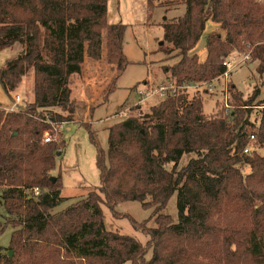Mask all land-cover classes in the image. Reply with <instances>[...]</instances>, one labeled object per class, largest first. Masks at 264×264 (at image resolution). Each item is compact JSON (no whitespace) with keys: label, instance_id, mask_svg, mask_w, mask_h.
I'll return each instance as SVG.
<instances>
[{"label":"trees","instance_id":"trees-1","mask_svg":"<svg viewBox=\"0 0 264 264\" xmlns=\"http://www.w3.org/2000/svg\"><path fill=\"white\" fill-rule=\"evenodd\" d=\"M147 1L152 10L159 0ZM184 3V15L162 25L163 40L171 47L161 44L160 50L179 58L164 67L168 79L178 86L211 82L225 73L224 60L239 52L250 56L264 80V0ZM85 12V0H0V51L22 46L0 70V84L9 95L35 69L44 77L39 98L45 95L50 101L39 106L44 116L36 106L8 112L0 104L1 206L11 219L5 227L14 229L7 252L0 248V264H264V157L256 150L244 154L251 135L252 145L264 149V108L259 127L249 115L261 95L258 88L243 101L235 84L229 86L236 107L229 118L221 111L205 116L198 94L190 101L185 93L163 100L151 113L109 127L106 151L92 126L84 125L98 148L101 186L53 212L65 198L61 177L52 182L49 173L65 142L43 144L50 129L44 117L68 121L48 108L59 105L74 114L70 78L81 73L86 51L101 59L102 1L90 0L87 17ZM209 21L226 35L207 39V58L200 62L194 51ZM125 32L122 23L107 26V60L120 73L128 65ZM258 103L264 107V99ZM244 167L250 174H243ZM35 189L43 193L28 195ZM175 193L177 223L162 212ZM124 202L155 208V227L130 220L149 237L145 245L104 224L102 206L114 214ZM5 227L0 226V234Z\"/></svg>","mask_w":264,"mask_h":264},{"label":"rangeland","instance_id":"rangeland-1","mask_svg":"<svg viewBox=\"0 0 264 264\" xmlns=\"http://www.w3.org/2000/svg\"><path fill=\"white\" fill-rule=\"evenodd\" d=\"M185 11L184 0H159L152 10H150L147 0H109L110 16L116 22H121L126 26L124 54L128 65L120 73L115 65L108 63L107 30H102V39L106 37L105 54L101 56L99 61L85 60L81 73L70 78L68 87L71 91L70 101L74 107V114L70 115L66 108L59 105L48 108V110L68 120L66 121L67 124L64 125L61 137L58 139L59 141L55 142L56 144L65 142V147L61 148V154L56 158L55 170L49 173L50 177H61V195L65 198L64 202L54 209V213L63 211L70 205L85 199L92 190L101 186L100 172L96 164L98 148L91 140L89 130L84 125L90 124L92 126V130L97 133L100 148L106 151L108 149L109 127L127 118L149 114L153 107L162 102V100L155 99L148 101L141 109L136 106L139 100L138 91L145 87L143 84L150 82L153 86H157L163 83L170 77L164 72V67L173 66L179 61L176 53L169 56L160 50L161 44H163V49L171 47L163 40L162 25L165 19L179 18ZM207 24V28L194 51L201 59L206 57L207 39L213 35L223 34L218 24L212 21ZM233 55L243 56L244 54L233 52L229 56ZM15 57L17 56L10 49L0 51V70L8 60ZM255 69V65L248 61L231 75L227 84L220 80L215 91L206 95L200 91H190L187 95L188 100L190 101L198 94L203 100L205 116L209 117L221 111L224 117L229 118L236 109L229 86L235 84L237 91L243 96V101H248L254 90L258 88L261 95L250 107L249 115L251 122L259 127L264 107L258 106L260 104L258 102L264 99V80L256 74ZM26 76L14 92L19 93L24 98V103L21 105L22 110L27 106H36L37 112L41 114L43 109L39 107L40 104L48 103L50 105V101L48 102L45 95L39 98L42 92L38 90V85L44 77L35 69H31ZM109 77L113 80H110ZM116 78V89L110 94L108 102H105L110 86ZM227 86L228 94L226 92ZM46 88L44 87V89ZM225 95H227L229 109L225 107ZM0 103L6 108H10L12 103L10 94L5 93L1 84ZM253 149L264 157L263 148L256 145L253 146ZM191 157L185 158L181 166L186 165ZM250 172L249 167L243 168L244 175L250 174ZM41 193H43L42 190H40ZM1 195L0 189V226L5 227V224L11 219L6 217L5 209L1 206ZM28 195L33 196L31 192H28ZM33 197H38V195ZM102 210L104 224L108 231L134 237L142 245L147 243L149 237L144 235L141 230L134 229L130 220L133 219L137 223L148 221L147 226H156L155 208H143L139 202L121 203L116 207L114 214L105 205L102 206ZM162 212L170 215L176 223L178 222L177 193L171 197ZM13 231L12 226L8 225L0 234V248L4 250L3 254L7 252ZM150 257L151 252L148 253L147 259Z\"/></svg>","mask_w":264,"mask_h":264},{"label":"built area","instance_id":"built-area-1","mask_svg":"<svg viewBox=\"0 0 264 264\" xmlns=\"http://www.w3.org/2000/svg\"><path fill=\"white\" fill-rule=\"evenodd\" d=\"M250 60V56L248 54H244L243 56H229L224 60L223 65L226 68V71L223 75L219 76L218 78L214 79L211 82H205V83H195V84H188L183 86H178L173 80H166L163 83L153 86L150 82H145L143 86H145L142 90L138 91L137 96L139 97V100L137 102V105L139 109L143 107L150 99L152 98H158L160 100H166L172 97H177L180 93L188 94L190 91H196V92H202L203 94H211L215 91L216 86L218 85V82L220 80L224 81V83L227 84L229 82V79L231 75L243 64L248 62ZM227 94L228 86L226 90ZM11 107L7 108L6 111L8 112H17L21 109V105L24 103V98L16 92H11ZM225 107L229 109V104L227 100V95H225ZM46 117H44L45 122L50 125V129L45 132L43 137V143L44 144H50L55 143L56 141H59V137L62 135V130L64 128V125L67 124V122L59 123L57 121L52 120L50 115L45 114ZM40 116H44V114H40ZM250 139V145L247 146L244 150V154H249L254 151L252 143L255 141V136L251 135L249 137ZM34 195H40V190L35 189Z\"/></svg>","mask_w":264,"mask_h":264},{"label":"crops","instance_id":"crops-1","mask_svg":"<svg viewBox=\"0 0 264 264\" xmlns=\"http://www.w3.org/2000/svg\"><path fill=\"white\" fill-rule=\"evenodd\" d=\"M102 1V3H103V15H102V26H101V29H100V33H101V35H102V30H104V29H106L107 30V26H108V24H117V23H119V22H116L115 21V19L114 18H112L111 16H110V14H109V0H101ZM90 2V0H85V9H86V17H87V15H88V3ZM184 14H182V16H183ZM121 23V22H120ZM208 25V24H207ZM219 27H221L220 25H219ZM206 28H207V26H206ZM221 29V31L223 32V34H220V36L224 39L225 38V35H226V32H225V30L224 29H222V27L220 28ZM103 37V36H102ZM105 38L106 37H104V39H102L103 40V49H102V56H103V54H105V47H106V42H105ZM10 49V51L11 52H13V54L15 55V56H18L20 53H21V51H22V46L20 45V44H15V45H13L11 48H9ZM44 56H47L46 54H44ZM86 60L87 59H92V57H89L90 56V54H89V52L88 51H86ZM199 56V55H198ZM206 57H207V53H206ZM206 57H205V59H201L200 57H199V59H200V62H204L205 60H206ZM253 65H255V68H256V64H253ZM83 67V66H82ZM27 77V76H26ZM109 79L111 80L112 78L111 77H109ZM113 80V79H112ZM167 80H169V79H167ZM155 99H158V98H152V99H150L149 100V102L150 101H154ZM160 100V99H159ZM138 102V101H137ZM1 105H2V107L4 108V109H7L6 107H4L3 106V104L2 103H0ZM136 105H137V103H136Z\"/></svg>","mask_w":264,"mask_h":264},{"label":"water","instance_id":"water-1","mask_svg":"<svg viewBox=\"0 0 264 264\" xmlns=\"http://www.w3.org/2000/svg\"><path fill=\"white\" fill-rule=\"evenodd\" d=\"M52 182H55L56 181V178L55 177H52ZM10 256H12V252H9Z\"/></svg>","mask_w":264,"mask_h":264}]
</instances>
